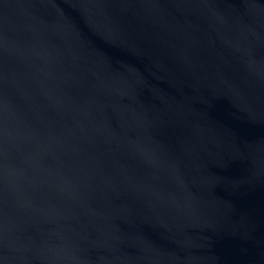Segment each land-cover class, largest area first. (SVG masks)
Masks as SVG:
<instances>
[{"label": "water", "instance_id": "1", "mask_svg": "<svg viewBox=\"0 0 264 264\" xmlns=\"http://www.w3.org/2000/svg\"><path fill=\"white\" fill-rule=\"evenodd\" d=\"M0 264H264V0H0Z\"/></svg>", "mask_w": 264, "mask_h": 264}]
</instances>
